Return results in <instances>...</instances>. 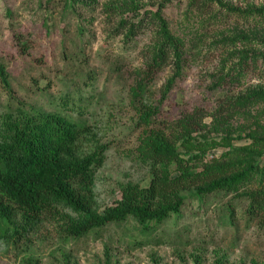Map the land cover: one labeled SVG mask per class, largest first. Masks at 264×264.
<instances>
[{
	"label": "rangeland",
	"instance_id": "374dc122",
	"mask_svg": "<svg viewBox=\"0 0 264 264\" xmlns=\"http://www.w3.org/2000/svg\"><path fill=\"white\" fill-rule=\"evenodd\" d=\"M72 1L65 8V0H0V64L10 82L6 89L0 77V142L8 112L35 108L70 119L80 130L77 158L91 160L100 213L124 188L149 186L152 175L139 148L150 132L176 140L181 121L198 114L203 122L193 137L206 136L209 148L189 163L194 173L225 162L230 150L221 144L228 131L234 147L252 143L238 136L264 126V106L240 108L235 100L264 89V17L246 12L264 7V0H222L240 13L217 2L200 9L192 0ZM127 5L142 15L161 9L181 41L183 70L165 98L174 65L145 78L155 28L127 39L119 29L123 17L135 14ZM241 32L250 38L234 41ZM141 84L145 96H139ZM150 109L157 114L146 126L141 118ZM178 147L185 160L199 155L186 154L182 142ZM196 190L182 191L187 199L180 212L148 229L131 216L76 237L69 228L74 216L63 207L29 227L19 219L18 233L0 221V264H264V225L249 218L248 196L219 191L197 197ZM257 190H264L259 177L241 192Z\"/></svg>",
	"mask_w": 264,
	"mask_h": 264
},
{
	"label": "trees",
	"instance_id": "16d2710c",
	"mask_svg": "<svg viewBox=\"0 0 264 264\" xmlns=\"http://www.w3.org/2000/svg\"><path fill=\"white\" fill-rule=\"evenodd\" d=\"M65 2V8L73 7L72 0ZM215 2L231 12L240 13L239 9L228 7L222 0L191 1L193 5L204 10ZM127 7L129 11L135 12L132 17H123L119 23V29L127 39L137 36L147 27L155 28L154 47L146 65L147 70L142 71L145 78L161 71L166 64L174 65L175 75L166 86L163 96L165 98L172 89L173 80L183 70L181 41L172 34L161 9L142 15L136 7ZM246 12L264 17V7L252 8ZM249 38L241 32L233 40ZM19 41L22 43V38ZM23 46L26 43L23 42ZM0 77L3 86L9 89L8 73L1 64ZM138 88L139 96H145L147 88L143 84ZM235 104L240 108L254 104L264 106V89L252 88L240 94ZM156 114L154 109L144 111L141 121L149 126L152 116ZM198 116L193 114L181 121V130L176 135V140H170L162 132L155 131L144 136L139 151L150 168L152 180L149 186L124 188L122 198L100 213L96 209L95 196L91 189V160L78 159L76 155L80 134L78 126L60 114L46 113L35 108L30 112L20 111L16 115L8 112L0 142V221L7 227L16 229L15 233H18L21 225L18 223L19 219L25 220L29 227L43 216L53 214L58 207H63L74 216L69 228L70 233L76 237H83L107 224L131 216L148 229L171 214L179 213L187 199L181 192L195 186L197 197L219 191L248 196L251 200L247 208L249 218L260 219L264 225V190L241 192L243 186L257 177L264 184V165L258 164L264 156V126L258 123L245 136L240 133L238 138L252 140L251 144L241 147L233 146L235 138L233 132L228 131L222 144L212 143V146L221 144L229 148L230 151L223 157L225 162L216 161L212 165H206L201 172L194 173L189 163L205 156L209 148L206 136L203 140L193 137V133L203 122ZM215 122L220 124L219 120ZM179 142H182L186 154L199 151V155L185 160L179 153ZM237 150L244 156L234 158ZM173 165L180 172L176 177L171 170ZM25 228L27 227L23 230Z\"/></svg>",
	"mask_w": 264,
	"mask_h": 264
}]
</instances>
